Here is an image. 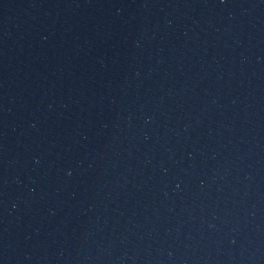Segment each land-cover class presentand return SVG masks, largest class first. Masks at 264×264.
I'll list each match as a JSON object with an SVG mask.
<instances>
[{
	"label": "water",
	"instance_id": "95a60500",
	"mask_svg": "<svg viewBox=\"0 0 264 264\" xmlns=\"http://www.w3.org/2000/svg\"><path fill=\"white\" fill-rule=\"evenodd\" d=\"M0 264H264V0H0Z\"/></svg>",
	"mask_w": 264,
	"mask_h": 264
}]
</instances>
